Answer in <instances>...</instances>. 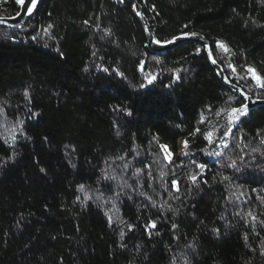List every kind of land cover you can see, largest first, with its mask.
Returning a JSON list of instances; mask_svg holds the SVG:
<instances>
[{
    "label": "trees",
    "instance_id": "1",
    "mask_svg": "<svg viewBox=\"0 0 264 264\" xmlns=\"http://www.w3.org/2000/svg\"><path fill=\"white\" fill-rule=\"evenodd\" d=\"M136 1L156 41L200 34L264 100V0ZM146 46L123 0L0 28V264H264V108L231 126L245 103L200 43Z\"/></svg>",
    "mask_w": 264,
    "mask_h": 264
},
{
    "label": "water",
    "instance_id": "2",
    "mask_svg": "<svg viewBox=\"0 0 264 264\" xmlns=\"http://www.w3.org/2000/svg\"><path fill=\"white\" fill-rule=\"evenodd\" d=\"M121 1V0H119ZM124 2L128 3L131 6L132 12L135 15L136 19L140 22L143 31L146 36L147 40V49L153 54L157 55H162L167 52L173 51L177 49L180 45L184 43H189V42H198L200 43L206 51V54L209 58V61L214 68L217 76L220 78V80L223 82V84L230 89V91L234 94L237 95L240 99L244 101L245 104L248 105V112L255 111L260 108H264V100L260 99H253L251 96L247 95L240 87L232 84L228 78L225 75V72L222 67L218 65L217 62L213 63L212 61L215 60L213 53L211 51V46L210 43L200 34L195 33V35L191 34H183L180 35L176 38L179 39H172L174 42L173 43H156V39L152 33L151 26L149 24L148 19L146 18L144 14V10L142 6L138 3L136 0H123ZM42 0H38L37 7L33 10L32 14H25L24 12L21 11V7L19 5V12L13 16V17H7V16H2L0 19L3 20V23H0V28H18L25 24L28 20L32 19L34 15L36 14V11L38 10L40 3ZM211 53V55H209ZM241 92L245 93L248 96V99H244V96L241 95Z\"/></svg>",
    "mask_w": 264,
    "mask_h": 264
},
{
    "label": "snow or ice",
    "instance_id": "3",
    "mask_svg": "<svg viewBox=\"0 0 264 264\" xmlns=\"http://www.w3.org/2000/svg\"><path fill=\"white\" fill-rule=\"evenodd\" d=\"M16 3L18 5H20L22 12L30 15V14H32L33 10L37 7L38 0H16ZM0 23H3L2 19H0ZM49 27H51V25H49ZM45 31H47V30H45ZM191 35H195V33H193ZM33 39H35V37H33ZM176 39H179V38H176ZM173 42H174L173 40L164 41L165 44L173 43ZM156 43H161V42L156 41ZM218 47L223 49L225 52L228 51L227 47L220 42H218ZM209 55H211V53H209ZM212 62L215 63L216 61L213 60ZM141 70H143V69H141ZM105 71H107V70L105 69ZM233 71H235V69H233ZM248 71L252 73L253 79L255 80L257 87L264 89V77H260V76L256 75V73L253 69H248ZM118 74H120V73H118ZM154 78L155 77H152V79H154ZM152 79H149V83L152 82ZM141 87H143V85H141ZM241 95L244 96V99H246V100L248 99V96L245 93L241 92ZM247 112H248V105L247 104L242 103L240 107H233L229 113L230 124L235 123L236 121H239L240 117L246 115ZM201 123H203V117L201 119ZM196 132H199V129H196ZM229 134H230V130H229V132L225 133V136H227ZM210 137H211V134H209V136H208L209 140H210ZM221 143H222L223 147H225V148L228 147L227 143H225L224 141H221ZM187 146H188V142L184 141L183 147L187 148ZM161 147L166 148V146H163V145ZM216 155H220V153L217 152ZM234 164H235V161H233V166H234ZM199 167L203 168L204 165H199ZM137 174H139V170H137ZM192 179H193V181H195L196 177L193 176ZM81 190H83V186H81ZM153 227H154V225H153Z\"/></svg>",
    "mask_w": 264,
    "mask_h": 264
},
{
    "label": "rangeland",
    "instance_id": "4",
    "mask_svg": "<svg viewBox=\"0 0 264 264\" xmlns=\"http://www.w3.org/2000/svg\"><path fill=\"white\" fill-rule=\"evenodd\" d=\"M1 1H4V0H0V2ZM15 3H16V0H15ZM17 4V3H16ZM18 5V4H17ZM19 6V5H18ZM235 123H231V126H233ZM180 148H184L183 147V142L182 141H180L179 143H178V155H180L181 156V154H182V152H183V150L182 149H180Z\"/></svg>",
    "mask_w": 264,
    "mask_h": 264
}]
</instances>
